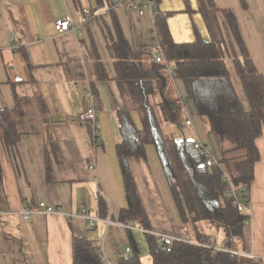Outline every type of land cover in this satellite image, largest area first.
I'll list each match as a JSON object with an SVG mask.
<instances>
[{
	"label": "crops",
	"instance_id": "0c3cea01",
	"mask_svg": "<svg viewBox=\"0 0 264 264\" xmlns=\"http://www.w3.org/2000/svg\"><path fill=\"white\" fill-rule=\"evenodd\" d=\"M102 3L100 6L96 0H0V108H13V91L27 101L23 116L15 124L19 141L11 150L0 144L3 174L0 264H72L73 235L98 241L107 264H118L120 255L129 247L127 230L115 222L120 211L127 208V200L115 156V146L121 141L116 111L122 100L114 80L109 45L116 42L118 27L131 49L149 47L153 13L144 11L140 15L125 0H102ZM214 3L219 10L234 13L246 51L257 71L264 75V0H214ZM186 7L189 11H185ZM155 11L183 14L167 19L176 44L193 42L195 32L204 41L210 40L196 0H157ZM57 19H68L73 30L57 34L54 28ZM97 57L107 80L98 81L94 77ZM225 59L246 109L231 59L228 55ZM91 91L100 99L99 106L94 107L97 138L93 126L78 119L94 106ZM183 98V83L166 74L155 100L164 103L167 111L174 113L179 108L183 113L181 122L191 128L190 133L208 153L205 143H215L220 158L213 159L218 162L222 142L206 133L204 121L196 115L192 104L184 106ZM173 101L178 104L168 105ZM255 145L259 161L254 166L249 190L251 220L245 230L244 254L264 260V125ZM150 156L155 165L143 169L142 162L148 165ZM129 161L140 206L150 225L146 230L179 236L178 214L162 170V176L156 173L159 161L154 148L146 147V160ZM99 200L106 205L105 217L99 211ZM39 203L54 207L57 212L34 214L23 220L22 210L37 208ZM81 207L91 217L109 224L99 222L90 227L77 217ZM132 232L134 241H140L142 233ZM212 238L222 242L221 236L216 238L212 234Z\"/></svg>",
	"mask_w": 264,
	"mask_h": 264
},
{
	"label": "trees",
	"instance_id": "16d2710c",
	"mask_svg": "<svg viewBox=\"0 0 264 264\" xmlns=\"http://www.w3.org/2000/svg\"><path fill=\"white\" fill-rule=\"evenodd\" d=\"M96 1L103 5L102 0ZM197 4L209 41H204L195 32L193 42L176 44L165 15L171 13L155 11L153 38L149 47L131 49L118 27L117 40L109 45L114 80L122 100L121 108L116 111L121 141L115 146V156L127 200V208L120 211L115 222L144 230L150 226L140 206L128 160H146V147L152 146L178 214L179 236L204 243L212 238L210 231L220 232L228 250L245 253V230L251 220L248 212L249 190L254 179V166L259 161L255 140L261 136L264 125V75L257 71L246 51L234 13L227 9L219 10L214 0H197ZM186 11H189L187 7ZM156 44L163 51L166 61L173 65L174 79L184 85V106L192 104L207 131L232 146L222 152L216 164L201 152L204 147L194 140H175L162 134L155 108H163L172 121L175 116L165 110L164 103L159 104L155 100L156 92L162 90L166 78L164 65L155 62L153 47ZM225 55L231 59L240 82L246 109L231 80ZM23 57L29 66L24 53ZM93 74L98 81L108 79L98 57ZM91 92L96 108L100 99ZM13 96V108H0V144L7 150L19 141L15 124L23 116V107L27 102L14 91ZM171 104H178V101L168 105ZM133 114L137 115L140 128L135 124ZM2 177L0 165V184ZM229 186L236 191L238 202L245 210H238L234 199L224 194ZM98 205L101 216L105 217V203L99 200ZM127 232L130 252L120 255L118 264H142L140 246L134 241L132 230ZM142 236L151 264H264L261 259L234 253H214L182 242H173L170 251L166 252L152 236ZM71 254L72 264H106L102 260L101 245L96 240L73 235Z\"/></svg>",
	"mask_w": 264,
	"mask_h": 264
},
{
	"label": "built area",
	"instance_id": "2783aa9c",
	"mask_svg": "<svg viewBox=\"0 0 264 264\" xmlns=\"http://www.w3.org/2000/svg\"><path fill=\"white\" fill-rule=\"evenodd\" d=\"M126 2L132 4L134 6V8L139 10V14L142 15L144 11H149L150 13H154L155 12V7H156V3L155 0H125ZM54 28L55 31L57 32V34L59 35H63L71 30H73L72 25L70 23V21L68 19H57L54 22ZM153 51H154V55H155V62L159 63V64H163L166 74L174 79V67L172 64L168 63L166 61V57L163 53V51L161 50L160 46L158 44H156L153 47ZM90 95V93H89ZM79 121L80 122H88L93 126V134H94V138H97V133H98V127L94 124L95 122V109L94 106H92L86 113L81 114L79 116ZM190 122H187L186 125H189ZM201 152L204 153L205 155H207L210 159L211 162L213 164H216V161L212 158V156L206 151L205 148L201 149ZM225 195L231 197L234 199L235 201V205L237 206L238 210L243 211L245 210L244 207H242L240 205V203L238 202L237 199V193L236 191L232 188V187H228L225 192ZM57 211L55 210L54 207L51 206H47L44 203H39V205L37 206V208H33L30 210L24 209L21 212V217L23 220H28L32 215L34 214H39V213H43L45 215H52L55 214ZM68 218L73 217V215L70 214H65ZM77 217L82 218L90 227H93L96 223L99 222H105L103 220H100L99 218H93L88 214V211L85 207H81L79 210V214ZM108 223L109 222H105ZM122 228H124L125 230H132V231H138L142 234H146V235H150L152 236L155 241L163 246V250H165L166 252L170 251V246L173 242H182V243H186V244H191V245H195V246H199L208 250H211L214 253L217 252H226V253H234L237 255H243V256H247L250 257L248 255H245L244 253L241 252H234L231 250H228L225 246L224 242H221L220 244H217V242L213 239V238H209L206 242L204 243H199V242H194L190 239H188L187 237H181V236H171L165 233H160V232H154L151 230H144V229H140L137 227H133L130 225H121ZM102 248V247H101ZM142 251V249H141ZM103 252V250H102ZM130 252V248L127 247L124 251L125 254H128ZM251 258H255V257H251ZM103 262H105L106 264L108 263L107 258L104 256L103 254V258H102Z\"/></svg>",
	"mask_w": 264,
	"mask_h": 264
},
{
	"label": "rangeland",
	"instance_id": "374dc122",
	"mask_svg": "<svg viewBox=\"0 0 264 264\" xmlns=\"http://www.w3.org/2000/svg\"><path fill=\"white\" fill-rule=\"evenodd\" d=\"M165 15H167V19H168V18H177L178 16L183 15V14L177 12V13L165 14ZM201 19L203 21L202 16H201ZM203 24H204L203 27L206 30V26H205L204 21H203ZM225 62L226 63L228 62L227 59H225ZM175 80H177V79H175ZM155 109H156V114H157V118H158V121H159L160 129L162 131V134L165 137L172 138V139H175V140H194L195 142H197L195 136L192 133H190L191 132V128L190 127H185V125L181 122V116L183 115V113H180V109L179 108H178V112H174L176 114V116H175V119L173 121H172V119H170L171 116L168 117V116L165 115V112H164L163 108L159 109L158 107H156ZM189 116H190V114H188V116H186V117L189 118ZM133 119H134V122L137 125V127L140 128V123H139V120H138V117H137L136 114H133ZM189 122H190V120H189ZM206 133L208 135L212 136V138H218L216 135L208 133V131H206ZM221 142H222V146H223V151H227V150L231 149L232 146L229 143H227L226 141H221ZM210 143L209 142L205 143V145L209 148V153L211 154L212 158L214 157L216 160H218L220 158L219 157L220 155L218 153V150L215 148L216 145H215V143L214 144L212 142H210ZM238 153H239V151H238ZM231 154H228L227 156H232ZM137 160H139V162H142L140 159H137ZM128 163H129V165H128L129 168H131L132 167V162L129 161ZM152 163H153V160H152V157L150 156L149 160H148V165L142 162L143 167H144L143 169H147V166H151ZM153 164L155 165V163H153ZM156 164H158V163H156ZM156 170H157L156 173H158L160 175L162 174L159 164L156 167ZM161 178H163V177H161ZM143 206H144V204H143ZM135 232H137V231H135ZM205 232H207V231L205 230ZM212 234H214V236L216 238L221 236L222 242H223V236H222V234L220 232L212 231ZM140 238H141L140 241L136 240V242L139 244L140 249H142L141 255H140L142 264H151L150 261H149V258H148V252H147V248H146V245H145L144 238L141 235H140ZM219 241H220V239L218 240L217 244H220L221 241L220 242Z\"/></svg>",
	"mask_w": 264,
	"mask_h": 264
},
{
	"label": "bare ground",
	"instance_id": "6f19581e",
	"mask_svg": "<svg viewBox=\"0 0 264 264\" xmlns=\"http://www.w3.org/2000/svg\"><path fill=\"white\" fill-rule=\"evenodd\" d=\"M116 13V12H115ZM233 40V39H232ZM244 44V43H243ZM232 47V46H231ZM237 49V48H236ZM96 104H97V102H96ZM96 106V105H95ZM87 112V111H86ZM208 123V122H207ZM7 143V142H6Z\"/></svg>",
	"mask_w": 264,
	"mask_h": 264
}]
</instances>
